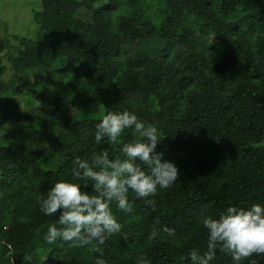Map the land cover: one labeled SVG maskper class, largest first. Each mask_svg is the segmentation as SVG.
<instances>
[{
    "label": "trees",
    "instance_id": "obj_1",
    "mask_svg": "<svg viewBox=\"0 0 264 264\" xmlns=\"http://www.w3.org/2000/svg\"><path fill=\"white\" fill-rule=\"evenodd\" d=\"M158 1L137 0L140 13L130 0H41L34 38L0 36V264H26L25 253L32 264H94L86 248L43 240L56 217L37 200L72 179L75 156L123 158L130 130L95 143L107 111L154 122L156 151L180 173L153 206L136 200L123 214L113 204L122 230L101 246L108 264L141 253L181 264L207 250L202 215L264 204V0ZM153 225L176 234L149 240ZM213 264L231 257L217 250Z\"/></svg>",
    "mask_w": 264,
    "mask_h": 264
},
{
    "label": "clouds",
    "instance_id": "obj_2",
    "mask_svg": "<svg viewBox=\"0 0 264 264\" xmlns=\"http://www.w3.org/2000/svg\"><path fill=\"white\" fill-rule=\"evenodd\" d=\"M128 130L132 139L119 149L123 158H113L106 149L87 159L75 156L70 169L72 179L55 181L38 198L39 212L56 217L42 237L48 245L86 248L94 264H108L101 246L122 230L113 204L120 213L131 214L136 200L153 206L158 190L169 189L178 181L177 165L156 151L162 131L134 112L107 111L95 124V143L115 145ZM89 185L91 190H84ZM130 193H134L131 198ZM201 222L207 233V250L201 253L191 249L187 256H181V264H213L217 250L230 255L232 264H257L256 259H250L254 255L264 258V204L246 208L229 205L218 215H202ZM161 234L172 237L176 231L166 225H153L148 239L155 240ZM23 259L32 264L31 254L25 253ZM136 264H151V260L141 253Z\"/></svg>",
    "mask_w": 264,
    "mask_h": 264
},
{
    "label": "rangeland",
    "instance_id": "obj_3",
    "mask_svg": "<svg viewBox=\"0 0 264 264\" xmlns=\"http://www.w3.org/2000/svg\"><path fill=\"white\" fill-rule=\"evenodd\" d=\"M130 2L140 12L137 0H130ZM165 6V1L159 0L154 7L163 10ZM40 8L41 0H0V36L8 37L11 44L16 43L12 37L34 38L38 26L33 15ZM152 14L155 15V13ZM1 57L3 62L7 60L5 53H2ZM33 135L35 136L34 133Z\"/></svg>",
    "mask_w": 264,
    "mask_h": 264
}]
</instances>
